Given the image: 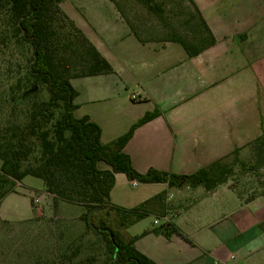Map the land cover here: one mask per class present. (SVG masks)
Returning <instances> with one entry per match:
<instances>
[{
    "label": "crops",
    "instance_id": "1",
    "mask_svg": "<svg viewBox=\"0 0 264 264\" xmlns=\"http://www.w3.org/2000/svg\"><path fill=\"white\" fill-rule=\"evenodd\" d=\"M157 2L162 19L140 0L61 3L113 70L70 81L73 114L97 124L107 144L157 111L123 153L141 174L191 175L264 133V0H192L214 38L194 55L171 40V2ZM129 183L134 192H119ZM162 192L165 215L154 225L178 232L134 236L139 253L155 264H264V196L246 201L229 184L207 193L117 173L110 201L131 209Z\"/></svg>",
    "mask_w": 264,
    "mask_h": 264
},
{
    "label": "trees",
    "instance_id": "2",
    "mask_svg": "<svg viewBox=\"0 0 264 264\" xmlns=\"http://www.w3.org/2000/svg\"><path fill=\"white\" fill-rule=\"evenodd\" d=\"M63 1L0 0V54L6 64L0 76V177L17 182L24 177L36 178L53 201L85 207L86 213L80 219L104 242L108 264H155L134 248L135 238L127 230L149 215H165L166 192L131 209L117 207L110 201L115 174L122 173L129 181L140 184L203 187L210 193L227 184L240 150L191 175L153 169L141 174L133 168L123 148L136 128L159 115L157 111L146 114L123 136L102 144L100 127L88 117L74 116L77 92L70 81L108 75L113 70L64 12ZM140 1L162 19L160 2ZM190 2L204 29V41L192 46L176 34L171 40L194 55L199 51L196 47L205 41L211 44L214 38ZM34 87L37 92L24 96ZM42 88L47 95L45 101L37 100ZM248 145L256 153L251 167L258 170L264 160V133ZM231 157L235 158L228 162ZM101 163L105 169L100 168ZM154 232L168 237L178 231L160 227Z\"/></svg>",
    "mask_w": 264,
    "mask_h": 264
},
{
    "label": "rangeland",
    "instance_id": "3",
    "mask_svg": "<svg viewBox=\"0 0 264 264\" xmlns=\"http://www.w3.org/2000/svg\"><path fill=\"white\" fill-rule=\"evenodd\" d=\"M156 2L152 0V4ZM167 2H171L172 7L167 14L169 32L182 37L192 46L201 45L204 29L190 2ZM143 7L147 10L146 6ZM5 65L0 54V76ZM34 88L33 92L27 93L28 90L24 96L37 92ZM46 99L42 88L37 93V100ZM234 158L231 157L228 162ZM255 161L254 148L245 146L239 151L236 158L238 164L227 182L246 199L264 196V160L260 161L263 165L258 170L251 167ZM241 164L244 166L241 167ZM104 167L101 163L100 168ZM137 187L125 184L119 192L132 193ZM2 194L5 195L0 199V264H108L104 242L87 230L80 219L86 213L85 207L59 199L53 201V197L44 191L42 182L33 177H24L18 182L0 177ZM33 198H38V202L34 203ZM156 219L155 215H149L130 227L127 233L134 237L145 231H154L162 224L154 225Z\"/></svg>",
    "mask_w": 264,
    "mask_h": 264
},
{
    "label": "built area",
    "instance_id": "4",
    "mask_svg": "<svg viewBox=\"0 0 264 264\" xmlns=\"http://www.w3.org/2000/svg\"><path fill=\"white\" fill-rule=\"evenodd\" d=\"M33 202L34 203L38 202V198H33ZM231 259H233V257H231Z\"/></svg>",
    "mask_w": 264,
    "mask_h": 264
},
{
    "label": "water",
    "instance_id": "5",
    "mask_svg": "<svg viewBox=\"0 0 264 264\" xmlns=\"http://www.w3.org/2000/svg\"><path fill=\"white\" fill-rule=\"evenodd\" d=\"M34 90H35V88L29 90L27 93H31V92H33Z\"/></svg>",
    "mask_w": 264,
    "mask_h": 264
}]
</instances>
